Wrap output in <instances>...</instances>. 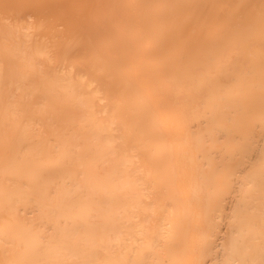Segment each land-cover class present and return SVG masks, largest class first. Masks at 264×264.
Wrapping results in <instances>:
<instances>
[{
	"label": "bare ground",
	"instance_id": "bare-ground-1",
	"mask_svg": "<svg viewBox=\"0 0 264 264\" xmlns=\"http://www.w3.org/2000/svg\"><path fill=\"white\" fill-rule=\"evenodd\" d=\"M0 264H264V0H0Z\"/></svg>",
	"mask_w": 264,
	"mask_h": 264
}]
</instances>
